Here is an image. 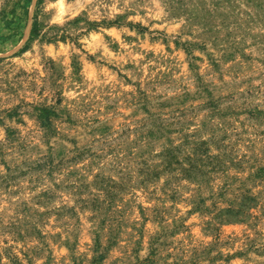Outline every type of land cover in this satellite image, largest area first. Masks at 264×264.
Here are the masks:
<instances>
[{
	"label": "rangeland",
	"instance_id": "obj_1",
	"mask_svg": "<svg viewBox=\"0 0 264 264\" xmlns=\"http://www.w3.org/2000/svg\"><path fill=\"white\" fill-rule=\"evenodd\" d=\"M0 264H264V0H0Z\"/></svg>",
	"mask_w": 264,
	"mask_h": 264
},
{
	"label": "trees",
	"instance_id": "obj_2",
	"mask_svg": "<svg viewBox=\"0 0 264 264\" xmlns=\"http://www.w3.org/2000/svg\"><path fill=\"white\" fill-rule=\"evenodd\" d=\"M39 23L38 19L36 17L34 24H33V29L31 33V40L35 38L39 33ZM173 151H169L166 155H164V160L166 163L171 166L173 163L178 164V161H176V156L173 155ZM195 154H199L198 152H194L192 159L190 158L189 161H199V157L195 156ZM204 157H208V159H214L215 156H211L209 154H204ZM190 169H184V172L190 173V174H195L196 172L202 173L201 168H198L197 166L191 165ZM254 202L255 198L251 194H242L241 195V202L238 208H225L220 210V212L214 217L213 221L222 225L225 224H230L233 222H241L244 220H247L248 218L251 217V210L254 208ZM213 222H209L211 225Z\"/></svg>",
	"mask_w": 264,
	"mask_h": 264
}]
</instances>
